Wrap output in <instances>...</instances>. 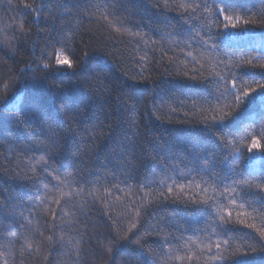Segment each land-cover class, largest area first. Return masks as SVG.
I'll use <instances>...</instances> for the list:
<instances>
[{
	"label": "trees",
	"instance_id": "16d2710c",
	"mask_svg": "<svg viewBox=\"0 0 264 264\" xmlns=\"http://www.w3.org/2000/svg\"><path fill=\"white\" fill-rule=\"evenodd\" d=\"M260 65L264 0H0V264H264Z\"/></svg>",
	"mask_w": 264,
	"mask_h": 264
},
{
	"label": "snow or ice",
	"instance_id": "6c2138e0",
	"mask_svg": "<svg viewBox=\"0 0 264 264\" xmlns=\"http://www.w3.org/2000/svg\"><path fill=\"white\" fill-rule=\"evenodd\" d=\"M29 7H30V5H29ZM218 11L223 15V13L225 12V9L220 8V9H218ZM223 20L225 21V24H224L225 29H228L229 27L236 28V26H237L236 23H231V21L233 20V17L228 16V15H223ZM245 23H247V22H245ZM56 62L58 65H67V67H69V68L72 67L71 62L67 59V57H64L63 59H61L59 56H57ZM260 67L264 68V65H260ZM5 87H7V85H5ZM232 87H233V89L236 87L235 82H233ZM259 88H260L261 92H264V85H259ZM256 91H257L256 88H249V89H243L241 94H235V101H236L237 107H239L244 102L242 100V97L251 99L252 94L255 93ZM260 99H261V101H264V96H261ZM259 148H260L259 141L254 139L252 146L250 148H248V151L252 152L253 149H259ZM247 226L249 228L255 227V225H252V224H249ZM257 231L260 232L261 236H264V230L257 229ZM216 247L219 248L220 245L217 244Z\"/></svg>",
	"mask_w": 264,
	"mask_h": 264
}]
</instances>
